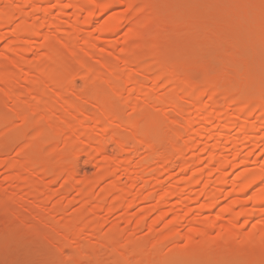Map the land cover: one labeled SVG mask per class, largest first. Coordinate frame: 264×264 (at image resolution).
I'll return each instance as SVG.
<instances>
[{
  "label": "bare ground",
  "instance_id": "1",
  "mask_svg": "<svg viewBox=\"0 0 264 264\" xmlns=\"http://www.w3.org/2000/svg\"><path fill=\"white\" fill-rule=\"evenodd\" d=\"M244 41L264 0H0V264H264V49L216 53Z\"/></svg>",
  "mask_w": 264,
  "mask_h": 264
},
{
  "label": "rangeland",
  "instance_id": "2",
  "mask_svg": "<svg viewBox=\"0 0 264 264\" xmlns=\"http://www.w3.org/2000/svg\"><path fill=\"white\" fill-rule=\"evenodd\" d=\"M121 9V7L120 6H117L116 8H115V11H116V9H117V11H118V9ZM114 11V12H115ZM205 12V11H204ZM203 11H202V13H204ZM198 13H200V14H202L201 12H198ZM217 14V13H216ZM222 14V13H221ZM221 14H217V16H215V17H218V15L219 16H221ZM203 15V14H202ZM215 15V14H214ZM205 19H207V21H205V22H210V21H208V17H206ZM210 20H212V17H210ZM226 21H228L227 19H226ZM202 34V35H201ZM119 36L120 35H123V33H120V34H118ZM117 35V36H118ZM204 35V36H203ZM116 36V37H117ZM199 36H201V39H200V37ZM205 34H203L202 32L200 33V31L198 30V29H194V30H192L191 32H190V34H188L187 35V39L185 38V37H183V38H177L176 36H173L174 37V40H176V42H179L181 45L182 44H184V45H182L183 47H185L186 48V46L187 47H191V52H194V53H197L196 51L199 49V47H200V49H201V44L200 43H202L203 41H205L206 39H205ZM122 36H120L119 38H121ZM207 38V37H206ZM204 39V40H203ZM252 42H254V41H248L247 43H246V41H244V42H242L243 43V45L241 44L239 47H237V49H235V48H230V47H225V48H221L219 51H217L216 53L219 55V54H222V55H224L226 58H228V59H230V60H233V59H236V55H238L237 57L238 58H242V56H244L245 55V53H247L249 50H252V48H255V49H253V50H262V49H264V43L263 42H254V43H252ZM191 45H193V46H191ZM195 47H197L196 48V51H195V49H193V48H195ZM251 48V49H250ZM188 49V48H187ZM247 49V50H246ZM200 51V50H199ZM198 51V52H199ZM246 51V52H245ZM244 58V57H243ZM260 68V67H259ZM261 69H259L258 70V73L259 72H261L260 74H263L262 76H264V71H260ZM264 70V69H263ZM263 72V73H262ZM254 74L256 75L257 73H256V71L254 72ZM76 86L79 88V89H87V86L83 83V81L82 80H80V79H78V80H76ZM89 89V88H88ZM156 113H158V114H156L158 117H161L162 116V112H156ZM126 134H130V132H127ZM110 152H112V153H115L116 152V146L114 145V144H112L111 145V151ZM142 153H143V151H141L140 152V155L142 156ZM81 158H79V165H80V174L82 175H85V174H87L88 176H92V177H94L95 175H96V172H97V165H96V163L95 162H93V161H89L88 159H87V157H85L84 155H82V156H80ZM13 227H15L16 229H18V231H26V230H28L29 229V226H27V224H24V223H18V224H14V226ZM171 244H175L174 242H172Z\"/></svg>",
  "mask_w": 264,
  "mask_h": 264
}]
</instances>
